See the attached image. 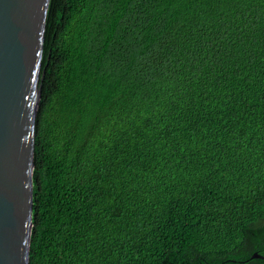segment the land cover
<instances>
[{
    "label": "trees",
    "instance_id": "16d2710c",
    "mask_svg": "<svg viewBox=\"0 0 264 264\" xmlns=\"http://www.w3.org/2000/svg\"><path fill=\"white\" fill-rule=\"evenodd\" d=\"M28 264H264V0H50Z\"/></svg>",
    "mask_w": 264,
    "mask_h": 264
},
{
    "label": "water",
    "instance_id": "95a60500",
    "mask_svg": "<svg viewBox=\"0 0 264 264\" xmlns=\"http://www.w3.org/2000/svg\"><path fill=\"white\" fill-rule=\"evenodd\" d=\"M50 0H0V264H28L35 118ZM251 259L264 260L253 253Z\"/></svg>",
    "mask_w": 264,
    "mask_h": 264
}]
</instances>
